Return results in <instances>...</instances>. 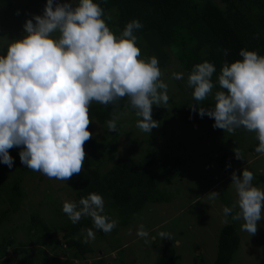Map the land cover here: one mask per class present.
I'll return each mask as SVG.
<instances>
[{
	"label": "clouds",
	"instance_id": "9594fccd",
	"mask_svg": "<svg viewBox=\"0 0 264 264\" xmlns=\"http://www.w3.org/2000/svg\"><path fill=\"white\" fill-rule=\"evenodd\" d=\"M104 9L94 0H46L42 15H33L23 24L24 35L12 39L0 54V163L9 168V150L21 148L24 167L49 179L67 181L80 174L86 153L84 144L92 139L89 109L93 102L108 106L128 99V106L139 118L136 127L150 134L159 122L152 118V106L168 103V85L155 56L141 59L134 33L143 25L137 19L127 22L117 36L109 28ZM227 55V50H224ZM237 59L222 64L217 81L210 62L195 64L187 75V87L196 102L214 93L211 108L189 105L201 117L214 119V128L235 133L244 128L256 134L255 151L264 154V55L241 49ZM182 80V72H172ZM115 114L106 121L109 132L116 130ZM235 158L242 160L239 150ZM254 174L243 168L231 174L237 200L225 206V216L243 221L241 230L257 233L264 219V188L253 184ZM215 199L219 192L212 191ZM62 212L71 223L90 217L93 226L110 233L117 221L104 214V199L89 193L79 200L64 201ZM137 235L148 237L140 226ZM161 238H168L160 233ZM95 239L87 230L82 243Z\"/></svg>",
	"mask_w": 264,
	"mask_h": 264
},
{
	"label": "rangeland",
	"instance_id": "374dc122",
	"mask_svg": "<svg viewBox=\"0 0 264 264\" xmlns=\"http://www.w3.org/2000/svg\"><path fill=\"white\" fill-rule=\"evenodd\" d=\"M212 1L224 9L220 0ZM71 2L75 4L76 0ZM45 3L46 0H0V54H4L10 40L20 39L25 34L23 24L26 19L42 15ZM105 16L111 17L106 22L118 36L117 17L109 12ZM157 40L152 34L137 37L140 58L155 56L163 73L161 79L168 85V103L152 106V118L159 122V127L153 128L150 134L141 131L136 127L139 118L126 108L115 112L119 118L114 132L107 130L106 123L102 125L92 120L88 129L93 133L92 140L111 141L115 152L111 162L103 161L97 165L96 155L88 152L86 142L85 160L90 162V167L105 173L117 158L131 156L139 159L147 153L181 157L184 160L182 174L167 184L158 185L163 190L164 199L146 202L132 214L125 226L117 225L109 234L100 236L93 229L91 218L84 217L85 226H92L95 239L88 242L92 244L91 252L79 257L62 241L63 227L71 222L62 212V204L73 201L79 205L82 198L71 186L73 176L61 181L49 179L22 164L19 167L21 148L13 147L9 150L13 158L12 167L0 163V213L4 212L0 223V244L13 239L16 245L6 249L0 264H196L195 256L198 255L211 264L219 231L228 224L235 227L238 236L237 249L229 264H264V219L258 222L257 233L249 236L241 230L243 221H234L231 215L223 213L225 206L230 207L237 200L231 184L233 171L237 175L243 168L252 171L253 184L264 188L255 180L264 173V154L251 149L257 140L256 134L244 128L236 129L235 133L224 132L213 127V118L199 114L197 124L183 125L173 107L184 99H191L199 107L211 108L217 90L213 88V94L205 101L196 102L191 88L187 87V76L176 62L175 50L162 46ZM174 71L182 72L184 79H172ZM94 104L97 103L91 105ZM235 150H239L242 160L235 158ZM222 155L225 156L222 160L224 169L218 162ZM15 179H19L24 196L13 213L6 192ZM212 191L219 192V196L213 199L209 194ZM110 213L113 212L107 214L104 211L110 219L116 220ZM37 218L47 224L49 236L43 235L36 227L39 223ZM141 225L148 232L147 238L137 235ZM162 232L168 238H161ZM163 247L172 250L177 259L168 261L163 258ZM12 249L16 251L12 252Z\"/></svg>",
	"mask_w": 264,
	"mask_h": 264
},
{
	"label": "trees",
	"instance_id": "16d2710c",
	"mask_svg": "<svg viewBox=\"0 0 264 264\" xmlns=\"http://www.w3.org/2000/svg\"><path fill=\"white\" fill-rule=\"evenodd\" d=\"M220 1L224 4V9L219 8L212 0H94L105 13L115 14L117 32L121 33L127 22L139 20L143 27L134 35L139 38L152 34L162 46L175 50L176 62L186 76L195 64L205 61L212 63L216 68L212 76L214 84L223 63L242 59L239 56L241 49L254 50L264 55V0ZM77 3L78 0L75 4ZM224 50H227V55H224ZM214 88L220 90L218 85ZM193 104L195 103L191 99H184L173 107L183 125L197 124L198 113L192 111L189 106ZM123 108L135 112L128 106V99L125 97L113 105L104 106L98 103L91 105L89 115L91 120L103 125L116 111ZM164 124L163 121V133ZM115 135L114 133L113 136ZM257 145L256 140L251 149L255 150ZM87 147L90 154L96 155L95 164L113 160L115 146L111 141L90 139L87 141ZM224 158L222 155L218 159L222 169L225 168L222 163ZM17 164L19 167L22 166L20 161ZM183 164L184 160L181 157L152 156L147 153L139 159L131 156L117 158L105 173H100L98 169L90 167V162L85 160L84 170L73 175L71 186L78 197L87 196L83 193L102 195L105 200L104 211L107 214L113 212L110 215L114 216L118 227H123L132 214L140 210L146 202L164 199L163 190L158 185L167 184L181 175ZM255 180L258 184L264 185V173L259 174ZM6 196L12 204L11 212L15 213L24 196L19 179L13 180L7 187ZM3 216L4 212L0 213V223ZM38 224L36 227L42 234L49 236L47 224L43 221H39ZM91 225L93 226L92 221ZM92 226H85L83 218L77 224L68 222L63 227L64 233L62 232L64 246L72 248L79 257L90 253L92 244H85L82 241ZM93 229L100 236L104 235L103 231L95 229L94 226ZM234 229L231 224L220 229L215 257L211 264L231 262L238 243ZM12 244H15L13 239L0 244V258L4 257L6 249ZM15 251L16 249H12V252ZM162 257L168 261L177 259L173 251L166 247L162 248ZM195 259L198 264H207V260L199 255L195 256Z\"/></svg>",
	"mask_w": 264,
	"mask_h": 264
}]
</instances>
